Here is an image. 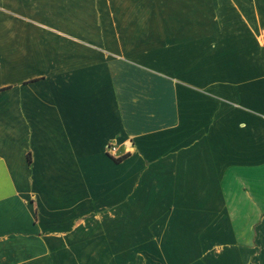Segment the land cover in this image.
<instances>
[{"label": "crops", "instance_id": "1", "mask_svg": "<svg viewBox=\"0 0 264 264\" xmlns=\"http://www.w3.org/2000/svg\"><path fill=\"white\" fill-rule=\"evenodd\" d=\"M126 259L264 264V0H0V264Z\"/></svg>", "mask_w": 264, "mask_h": 264}, {"label": "built area", "instance_id": "2", "mask_svg": "<svg viewBox=\"0 0 264 264\" xmlns=\"http://www.w3.org/2000/svg\"><path fill=\"white\" fill-rule=\"evenodd\" d=\"M106 152L112 158H118V157L122 156L121 154L117 153V147H116V145L114 143L107 144Z\"/></svg>", "mask_w": 264, "mask_h": 264}, {"label": "trees", "instance_id": "3", "mask_svg": "<svg viewBox=\"0 0 264 264\" xmlns=\"http://www.w3.org/2000/svg\"><path fill=\"white\" fill-rule=\"evenodd\" d=\"M124 156H125V154L122 155V156H120V157H118V158H113V159L116 160V161H119V160H121Z\"/></svg>", "mask_w": 264, "mask_h": 264}, {"label": "rangeland", "instance_id": "4", "mask_svg": "<svg viewBox=\"0 0 264 264\" xmlns=\"http://www.w3.org/2000/svg\"><path fill=\"white\" fill-rule=\"evenodd\" d=\"M137 255H141V254H137ZM125 261H126L125 264H129L128 259H126ZM137 264H139V262Z\"/></svg>", "mask_w": 264, "mask_h": 264}]
</instances>
